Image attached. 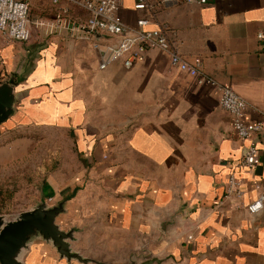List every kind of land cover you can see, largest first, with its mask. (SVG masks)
<instances>
[{"label":"crops","instance_id":"obj_1","mask_svg":"<svg viewBox=\"0 0 264 264\" xmlns=\"http://www.w3.org/2000/svg\"><path fill=\"white\" fill-rule=\"evenodd\" d=\"M29 1L33 19L68 5ZM134 4L120 0L131 26L151 16ZM71 14L89 16L81 7ZM160 22L184 55L202 57L207 75L251 104L247 120L264 118V0L164 4L148 27ZM99 60L91 43L65 33L34 31L28 42L0 34V83L13 80L16 96L0 124V171L35 166L47 134L65 136L61 149L80 164L64 158L44 171L40 202L65 201L57 222L74 230L72 251L93 260L67 259L39 236L22 263L264 264V209L252 215L245 207L256 197L253 181L264 188V131L241 140L218 90L173 66L165 52L151 49L130 68L118 60L101 69ZM249 146L259 150L256 165L240 169ZM232 172L245 179L244 205L225 198Z\"/></svg>","mask_w":264,"mask_h":264},{"label":"built area","instance_id":"obj_2","mask_svg":"<svg viewBox=\"0 0 264 264\" xmlns=\"http://www.w3.org/2000/svg\"><path fill=\"white\" fill-rule=\"evenodd\" d=\"M62 0H52L59 5ZM67 6L58 7L54 17H31L29 0H0V34L6 41L28 42L34 31L43 32L46 36L65 33L73 41H86L99 51V66L107 68L113 62L122 60L124 66L132 67L144 60L146 53L157 49L168 54L170 62L180 71L195 77L199 83L213 86L219 92L222 108L230 113L234 129L241 140H247L264 131V118L260 121L246 119V111L251 104L239 95L231 86L223 84L207 75L203 70V59L200 56H186L180 51L175 32L166 22H160L155 28H149L156 9L164 4L187 1L206 4L208 0H134V8L146 10L151 16L140 17L134 26L125 22L120 14V0H66ZM73 7H81L89 16L77 20L72 14ZM97 34L100 37L97 38ZM108 38L113 40L109 41ZM264 39V33L259 34ZM258 148H246L237 167L252 170L256 165ZM256 197L245 207L252 215L264 209V188L255 180L252 184ZM246 194L245 179L235 172L229 174L225 186V198L234 199L235 206L244 205ZM54 198L50 197L51 203Z\"/></svg>","mask_w":264,"mask_h":264},{"label":"water","instance_id":"obj_3","mask_svg":"<svg viewBox=\"0 0 264 264\" xmlns=\"http://www.w3.org/2000/svg\"><path fill=\"white\" fill-rule=\"evenodd\" d=\"M15 101L13 80L0 83V124L13 114ZM64 205L65 201L53 206L43 201L13 218L0 214V264H23L21 255L29 248L32 239L39 236L52 241L61 256L67 259L76 258L85 263L93 261L72 251L69 241L74 239V230L65 231L57 222L58 216L65 212ZM155 261L157 258H146L139 264H154Z\"/></svg>","mask_w":264,"mask_h":264},{"label":"rangeland","instance_id":"obj_4","mask_svg":"<svg viewBox=\"0 0 264 264\" xmlns=\"http://www.w3.org/2000/svg\"><path fill=\"white\" fill-rule=\"evenodd\" d=\"M64 140L65 136L61 134H47L45 155L40 162L38 158L36 159L35 166L18 171H0L1 214L20 213L37 206L42 199V174L44 171L49 172L59 168L62 159L65 158L69 165L72 162L80 164V161L72 159L70 151L61 149Z\"/></svg>","mask_w":264,"mask_h":264},{"label":"trees","instance_id":"obj_5","mask_svg":"<svg viewBox=\"0 0 264 264\" xmlns=\"http://www.w3.org/2000/svg\"><path fill=\"white\" fill-rule=\"evenodd\" d=\"M44 168L46 169V164H44Z\"/></svg>","mask_w":264,"mask_h":264}]
</instances>
